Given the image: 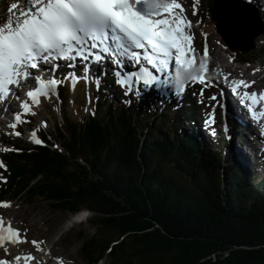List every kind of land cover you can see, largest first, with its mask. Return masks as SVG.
Returning <instances> with one entry per match:
<instances>
[{
  "label": "trees",
  "instance_id": "16d2710c",
  "mask_svg": "<svg viewBox=\"0 0 264 264\" xmlns=\"http://www.w3.org/2000/svg\"><path fill=\"white\" fill-rule=\"evenodd\" d=\"M207 2L210 19L215 0ZM257 52L238 54L249 62ZM80 81L76 94L64 79L51 96L57 113L39 129L44 145L5 152L0 202L91 211L95 233L79 236L88 264H264V180L229 167L224 184L218 150L178 134L187 110H140L135 96L115 101L104 85L88 95Z\"/></svg>",
  "mask_w": 264,
  "mask_h": 264
},
{
  "label": "snow or ice",
  "instance_id": "6c2138e0",
  "mask_svg": "<svg viewBox=\"0 0 264 264\" xmlns=\"http://www.w3.org/2000/svg\"><path fill=\"white\" fill-rule=\"evenodd\" d=\"M177 9L180 13L185 11L177 0H18L7 5L6 19L0 17L3 20L0 22V103L13 97L19 100L18 91L27 88L30 78L37 84L26 91L32 104L38 106L41 96L58 98L57 88L63 80L55 76L45 79L43 73L55 72L60 67L55 62L60 60L68 61L69 68L81 62L85 79L92 64H100L109 57L117 67H122L124 60L134 62L137 71L128 72L126 76L121 71L115 72L122 86L138 81L146 87L171 83L178 93L189 83L207 86V48L204 60L197 65L192 55L193 37L186 32L191 22L177 14ZM44 65L51 67L46 69ZM70 75L73 83L80 79ZM233 84V93L240 86L250 87L244 81ZM245 98L257 105L264 100V93L245 92ZM20 107L24 114H35L27 101H21ZM248 110L255 119L253 108ZM14 118L16 122H27L21 120L20 113H15ZM8 126L15 129L17 124ZM33 140L42 144L35 133ZM3 167L0 162V168ZM0 207L8 208L10 203L0 202ZM25 242L20 230L12 227L10 221L6 225L0 217V249L9 257L0 259V264L36 261L31 254L22 256L9 252L7 245ZM31 243L37 251H42L43 241Z\"/></svg>",
  "mask_w": 264,
  "mask_h": 264
},
{
  "label": "rangeland",
  "instance_id": "374dc122",
  "mask_svg": "<svg viewBox=\"0 0 264 264\" xmlns=\"http://www.w3.org/2000/svg\"><path fill=\"white\" fill-rule=\"evenodd\" d=\"M246 1H250L251 4H253V8L255 10V13L253 15L255 14L258 15L259 19L264 24V4H262L260 1L258 2V0L257 1L246 0ZM180 2L183 3L186 7H188V10L190 11L192 17L191 19H193V21L191 22V26L195 31V36H196L193 37L192 39V48L194 49V54H196V56L200 59L201 62L204 60L203 53L205 48H207V53H208V58L205 61L209 69L208 73L206 74L208 76L207 86L201 85L200 83L188 84V85H199L201 87V91L196 96V100H195L197 102V105H200L202 107V109L198 111V117L200 119L199 124L200 126H202L207 130V132H203V133L201 132L202 140H203L201 144L205 146H209L210 144H212L211 147H206V149L209 152H212L213 150L212 148H215L216 150L218 149L219 157L222 159V162L225 163V161L227 162V160L225 159L226 151L229 149L230 146L236 148V144L234 143V138L232 136L234 133L231 134V130H230L231 126H229L228 123L227 125H225L226 118H227V122H231L233 126L234 123L231 120H228L227 113L224 114L225 109L223 107L224 104L223 95L227 94V97H231V98L233 95H230V91H226V90L224 91L222 87L220 88V81L218 79V76L221 75V79L224 78L225 75L224 71H222V74L220 73L219 75L218 72L216 71L210 73V57L216 54L221 56L223 60L221 62V66H223L226 60L225 54H230L233 52L232 50L227 49L226 46L224 45L225 43L222 40L220 33H218L217 31V26L215 24L216 22L214 23L212 20L209 21L210 27L209 26L206 27V29L209 31V35L205 34V30L203 29V18L206 16V12H207V4L205 0H193V1L180 0ZM11 3L7 5H10ZM7 5L0 7V14L4 10L6 11ZM229 5L230 4H227L225 8L226 11L230 12V21L228 22V28H229L228 32L232 33L234 32V27H233V23L231 22L232 11H229L228 9ZM225 13L226 12H223L222 14L224 20L226 15ZM181 14L184 15V13ZM200 15L202 16V19L200 18ZM244 25L249 30L254 29L251 17H249L244 21ZM238 31H240V29H238ZM263 43H264V35L260 36L256 40V49L262 51V53L264 52V47L262 46ZM237 58L238 60L243 62L239 57ZM65 68L68 67L66 66ZM214 69L216 70V67H214ZM242 69L244 70L246 77H249L251 78V80L256 82L258 89L264 86V53L257 62L243 65ZM81 71H75V75L79 76V74L80 75L82 74L83 76H85L84 70ZM52 76H54V74L50 72L48 78ZM232 80L235 81V80H243V79L239 77H232ZM117 85L122 90H124L123 89L125 88L124 86H122L121 84H117ZM171 85L174 87L173 89H171V87L168 86V84H167V88L166 85H163L161 87L150 88L152 89V91H154V93L151 94L148 93L149 88H146L141 85L139 86L137 84H131L128 86L129 87L128 95L133 94L135 96V101L139 105L140 110L151 109L152 107L155 108L167 107L171 109L172 113L187 110L186 112L187 116L190 117L191 120H193L191 114L192 112L189 110V108L191 107L190 104H192L193 102L190 103L185 102V98L187 94L185 92V89L182 93H178L176 87L173 84ZM138 88L139 89L144 88L145 90L139 93L136 90ZM114 95L115 98L117 99L116 94ZM22 96H26L25 93H22ZM211 97H215V99L213 100L211 99ZM177 101H181V103L183 102L182 106H179L180 104H178ZM49 102H50V98H45L41 101V103H39L38 106L35 104L34 106H32V110L34 107H36L35 111H33L35 114L34 115L32 114V121H31L32 123L31 124H29L28 122L25 123V126L23 127V132H24L23 136L21 139H19V141L22 142V144L19 142H18L19 144L13 142L11 147L13 150L16 147L15 145H17V147H20V145L21 146L27 145L34 147L35 142L33 140L32 132H29V130L27 129L28 125L31 126L30 131L37 130L40 125H43L45 130L49 129V122L51 123L49 116L55 115V113H57L56 106L49 105ZM183 104L188 106V109H183ZM187 116L180 117L178 119L179 129L184 127L185 130H187V126L185 125V119H188ZM14 121L15 120L13 118V120L6 123L5 117H0V136L2 138H8L12 134L13 128L9 127L8 125L14 123ZM191 125L193 126L192 123ZM50 127H52V123ZM219 138L221 140L220 145L217 144ZM225 140L226 143L224 142ZM248 144L251 145L249 141ZM253 145H254L253 149L257 148L258 152H256L255 155H257L258 157L251 160V166L253 167L256 165V160H259L261 163L259 162L258 168L256 169V171H253L252 173L256 177L259 176L258 181H260L264 179V143L261 142L253 143ZM9 147H10L9 145L2 144L0 142V162L1 159H3V157L5 156L4 155L5 152H8V150L6 149H8ZM262 166L263 169L261 168ZM1 169L2 168H0V170ZM2 179L5 178L2 174H0V181ZM11 197L13 196L11 195L6 196L1 201V202L10 203V207L8 208L0 207V217H3L6 225L7 222L10 221L12 227L14 228L16 227L17 229L19 228L20 232L23 234L24 238L27 241L25 250L28 251L31 250V253L38 255L39 260H41L44 258V256H41V254H44V252L46 253V251L49 248L52 249L51 253H54L52 257L54 260H56L57 258L58 261L65 262L67 264H86L81 259V252L79 253V250L84 242V240L79 239V236L80 233L82 232L85 235H87L88 238L94 235L95 231L92 229L90 225V220L92 218L91 213L86 212L87 216L82 218L83 220L86 219L85 221L82 220L83 222H80L78 224L76 223L74 226L69 227L70 225H72V221L75 222L77 221V218L75 217L76 215L73 216L72 213L70 212L56 211L52 208V206H50L49 202L40 198L34 200L33 202H28V201L26 202L24 199L21 200L16 198L11 199ZM31 241H43V243L40 245L42 251H37L36 246L33 245ZM0 256H5L2 249H0ZM110 263H111V259L109 260V258H105L100 264H110Z\"/></svg>",
  "mask_w": 264,
  "mask_h": 264
},
{
  "label": "bare ground",
  "instance_id": "6f19581e",
  "mask_svg": "<svg viewBox=\"0 0 264 264\" xmlns=\"http://www.w3.org/2000/svg\"><path fill=\"white\" fill-rule=\"evenodd\" d=\"M257 1V0H256ZM6 16H7V13H6V11L4 10L3 12H2V14L0 15V17H3V18H5L6 19ZM13 18H15V17H13ZM0 22H3V20H0ZM263 46H264V43H263ZM223 60H222V58H221V56H219L218 54H216V55H212L211 57H210V72H213V71H218V74H220V73H222V71H225L222 67H221V62H222ZM67 64H68V62H64V63H61L60 64V67L58 68L60 71L61 70H63L66 66H67ZM77 66L76 67H81L79 64H76ZM216 67V70L214 69V67ZM44 68H47V65H44ZM132 69V68H131ZM229 70H231V73L234 75V76H236L238 73L237 72H233L232 71V69H228V70H226V71H228L229 72ZM131 72H132V70H130ZM129 72V71H128ZM238 79V78H237ZM251 79V78H250ZM80 82H82V80L80 81ZM79 82V83H80ZM82 84V83H81ZM80 84V85H81ZM84 93V92H83ZM179 96V95H178ZM180 97V96H179ZM19 101H24V98L23 97H21V96H19ZM183 98V97H182ZM182 101V100H181ZM183 103V102H182ZM8 106H9V104H8ZM14 109H16V105L15 106H13V105H11ZM181 110V109H180ZM194 111H195V109H194ZM182 112V111H181ZM222 123V122H221ZM226 123H228V122H226ZM251 124V123H250ZM237 142H238V144H239V146L243 149L245 146H246V142H245V140H244V138H243V135H240L238 138H237ZM239 158H242V155L240 154V153H237L236 154ZM253 162V161H252ZM263 172V171H262ZM85 216H87V213L86 212H83V211H81L80 213H78V214H76V218H77V221L75 222V221H72V225H70L69 227H72V226H74L76 223L78 224V223H80V222H83V221H85V220H83L82 218L83 217H85ZM16 219V218H15ZM17 220V219H16ZM83 220V221H82ZM16 228V227H15ZM19 229V228H18ZM20 234H22L21 232H20ZM23 248V246L21 245V244H17V245H8V249H9V252H11V253H13V254H20V255H25V254H31V252L30 251H23V250H20V249H22ZM40 253V252H39ZM49 253V252H48ZM50 253H51V251H50ZM32 255V254H31ZM35 258H36V255H33ZM40 256V255H39ZM43 256H44V258H43V261H44V263H42V264H50V260H47V257H48V254H46V253H44L43 254ZM9 257L8 256H6L5 255V257L4 256H2V257H0V259H8ZM20 264H24V262H23V260L20 262ZM30 264H36V261H33V262H30Z\"/></svg>",
  "mask_w": 264,
  "mask_h": 264
},
{
  "label": "water",
  "instance_id": "95a60500",
  "mask_svg": "<svg viewBox=\"0 0 264 264\" xmlns=\"http://www.w3.org/2000/svg\"><path fill=\"white\" fill-rule=\"evenodd\" d=\"M245 8H247V7H245ZM214 17L217 18L216 15H214ZM262 32H263V30L259 31L258 34L254 35L252 37L248 36L247 39H244V36H241V37H239V39H244V40H242L239 44L233 45V46H235L238 49H242L246 52H250L252 49L255 48L254 38L256 36H258L259 34H261Z\"/></svg>",
  "mask_w": 264,
  "mask_h": 264
}]
</instances>
